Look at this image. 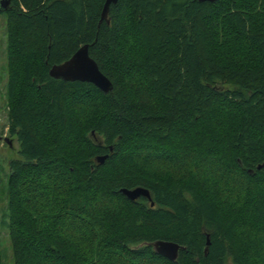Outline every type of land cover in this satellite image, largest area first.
Segmentation results:
<instances>
[{"label":"trees","instance_id":"obj_1","mask_svg":"<svg viewBox=\"0 0 264 264\" xmlns=\"http://www.w3.org/2000/svg\"><path fill=\"white\" fill-rule=\"evenodd\" d=\"M105 1L0 11L12 264H264V0ZM84 45L108 93L49 76Z\"/></svg>","mask_w":264,"mask_h":264},{"label":"water","instance_id":"obj_2","mask_svg":"<svg viewBox=\"0 0 264 264\" xmlns=\"http://www.w3.org/2000/svg\"><path fill=\"white\" fill-rule=\"evenodd\" d=\"M117 0H106L100 21L106 20L109 5L116 3ZM199 3H214L216 0H197ZM10 0H0V11L5 12L9 6ZM49 76L54 79H61L65 82L89 83L100 90L102 93H108L112 89V84L99 70L95 61L88 54V46L80 47L67 61L62 64L54 65L49 70ZM4 141L11 147V140L4 138ZM106 156L97 158L99 163L104 161ZM121 193L128 200H135L144 197L150 200L149 192L146 189L136 188L133 190H121ZM152 205V204H151ZM208 245V243H206ZM154 252L173 262L178 256V252L184 248L175 242L158 240L152 244Z\"/></svg>","mask_w":264,"mask_h":264},{"label":"rangeland","instance_id":"obj_3","mask_svg":"<svg viewBox=\"0 0 264 264\" xmlns=\"http://www.w3.org/2000/svg\"><path fill=\"white\" fill-rule=\"evenodd\" d=\"M6 80L5 19L0 15V256L1 264H12L6 217V181L8 174L7 162L10 159L17 158L18 144L14 139H10L7 132ZM4 138L11 140V147L4 141ZM181 156L182 160L186 158L184 154ZM154 171L171 173L175 176L183 173L165 163H156ZM102 203H105V201Z\"/></svg>","mask_w":264,"mask_h":264}]
</instances>
